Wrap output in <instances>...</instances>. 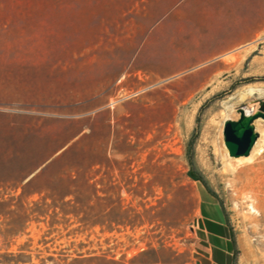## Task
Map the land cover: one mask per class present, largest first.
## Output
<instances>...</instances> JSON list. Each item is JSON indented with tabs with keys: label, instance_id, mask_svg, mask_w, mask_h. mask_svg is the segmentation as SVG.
<instances>
[{
	"label": "rangeland",
	"instance_id": "obj_1",
	"mask_svg": "<svg viewBox=\"0 0 264 264\" xmlns=\"http://www.w3.org/2000/svg\"><path fill=\"white\" fill-rule=\"evenodd\" d=\"M243 18L264 22V0H0V264H205L209 224L233 264H264V158H231L223 135L225 107L237 120L238 93L264 89V31L214 85L193 64ZM161 29L191 57L168 80L135 73ZM92 130L78 151L96 163L100 224H51L37 203L64 190L53 161Z\"/></svg>",
	"mask_w": 264,
	"mask_h": 264
},
{
	"label": "crops",
	"instance_id": "obj_2",
	"mask_svg": "<svg viewBox=\"0 0 264 264\" xmlns=\"http://www.w3.org/2000/svg\"><path fill=\"white\" fill-rule=\"evenodd\" d=\"M178 17L181 19V16ZM162 29L157 39H146L142 48L136 52L134 62L138 67L135 73H142L144 76L156 80H168L178 77L189 69L191 64L190 55L185 54L184 51L178 48L175 52L173 49L167 48V45L170 46L171 40L169 39L168 41ZM263 31L264 22L247 24L246 18L239 19L238 25L226 45L220 46L204 58L199 57L198 61L193 63L196 65L209 63L212 65L209 68L211 78L207 82L202 83V85H214V83H209L208 81L214 80V77L219 75L220 72L230 71L231 63L227 62L225 58L230 57L231 53L238 52L241 59V49L252 42ZM156 43L158 44L157 49L154 47ZM142 50H144V54L140 55L139 53ZM197 55L199 56L200 54L198 53ZM245 63L246 57L239 62L240 65ZM209 225L207 227L208 230L216 238L213 239L205 264H233L234 251L232 246L228 244V240L224 239L222 234L216 233L214 227L211 224Z\"/></svg>",
	"mask_w": 264,
	"mask_h": 264
},
{
	"label": "trees",
	"instance_id": "obj_3",
	"mask_svg": "<svg viewBox=\"0 0 264 264\" xmlns=\"http://www.w3.org/2000/svg\"><path fill=\"white\" fill-rule=\"evenodd\" d=\"M79 136L80 135H77L75 138ZM95 137L96 133L94 130L89 134L80 136L53 161V164L66 162L65 173L57 179L64 182V190L61 194H55L49 197L51 204L45 203L47 200L46 198L37 203L38 208L40 207L39 215L44 217L50 215L52 218L51 224L56 223L55 218L59 217V215L62 216L66 223L74 220L76 223L87 224L91 227L100 224L98 214V182L95 176H91L90 174V169L93 168L96 163L93 162L88 168H85L84 158L80 151H78L79 146L85 140ZM189 162L191 166L190 176L194 180L202 182L208 188L210 194L214 196V192L209 189L204 178L196 171L193 159L190 158ZM44 208H46V210H44ZM50 210H52V214H49Z\"/></svg>",
	"mask_w": 264,
	"mask_h": 264
},
{
	"label": "water",
	"instance_id": "obj_4",
	"mask_svg": "<svg viewBox=\"0 0 264 264\" xmlns=\"http://www.w3.org/2000/svg\"><path fill=\"white\" fill-rule=\"evenodd\" d=\"M246 107L243 105L238 109L239 119L230 118L224 122V143L231 158L249 157L260 138L255 121L264 120V100L259 101L256 113L247 112Z\"/></svg>",
	"mask_w": 264,
	"mask_h": 264
},
{
	"label": "bare ground",
	"instance_id": "obj_5",
	"mask_svg": "<svg viewBox=\"0 0 264 264\" xmlns=\"http://www.w3.org/2000/svg\"><path fill=\"white\" fill-rule=\"evenodd\" d=\"M230 57H233V55H231ZM262 93H264V89L263 88L250 86V87H247L246 89H244L243 91L239 92L238 93V97L240 98V100L246 101L248 103L247 107H246V111L247 112L256 113L258 111L259 107H258V105L253 103L252 99H248V97L253 96L255 94H262ZM257 104H258V102H257ZM230 113H231V111H230L229 107H225L224 114H225L226 120L231 118L230 117L231 116ZM255 126L257 128V131L259 132V130L264 126V120L261 119V118L256 120L255 121ZM263 142H264V133L261 132L260 133V138H259L256 146L254 147L251 155L249 157H241V158H237V159L234 158V159L238 160V161H241V162L243 161V162H246V163H249V164H254V163H256V161H258L260 159H263L264 158L263 151H262L263 150V148H262ZM249 207H250V210L252 212H254V213L258 212V210L256 209L254 203L249 204Z\"/></svg>",
	"mask_w": 264,
	"mask_h": 264
}]
</instances>
